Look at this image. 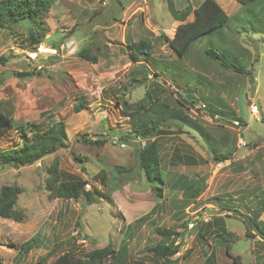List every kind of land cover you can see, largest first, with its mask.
I'll use <instances>...</instances> for the list:
<instances>
[{
  "label": "rangeland",
  "instance_id": "1",
  "mask_svg": "<svg viewBox=\"0 0 264 264\" xmlns=\"http://www.w3.org/2000/svg\"><path fill=\"white\" fill-rule=\"evenodd\" d=\"M201 1L172 0L173 9H192ZM226 1L216 0L224 7ZM168 2L55 0L38 24L46 34L38 46L29 41L21 25L0 31V54L8 57L6 64L0 65V106L18 121L0 137V148L20 145L22 129L30 138L35 126L45 129L58 121L65 122L69 135L63 147L36 163L0 166V190L11 184L22 188L16 208L25 217L16 221L0 216V264H54L56 257L67 251L84 257L94 248L111 245L119 250L124 244L127 253L121 264H233L222 239L216 237L220 217L225 219L230 253L239 256L243 264H264V195L258 194L264 193L263 2L245 8L231 0L237 5L226 8L232 14L227 38H221L218 30L203 36L184 58L160 36L172 38L180 23ZM139 39L153 41L158 69L166 64L174 67L159 71L158 76L152 74L144 85L130 81L128 74L143 72L127 48ZM86 45L97 54L96 63L77 56ZM201 45L202 49L197 47ZM206 47L245 66L251 75L206 60ZM15 72L38 73L16 77ZM150 82L163 88L159 98L176 112L180 110L177 99L184 102L190 99L189 93L196 92L197 100L187 111L197 130L170 121V128L160 134L162 169L167 172L160 201L139 171V142L144 144V140L130 135L120 139L126 142L124 147L114 142L116 136L129 135L130 114L135 110L123 109L117 95L124 92L125 99L136 104ZM79 99L86 102V109L77 112L74 106ZM202 101L207 107L200 108ZM210 108L233 112L211 114ZM84 134L91 140L105 139V143H87ZM211 146L228 152L231 158L216 163ZM55 160L61 180H87L85 189L95 191L91 202L52 196L47 188L48 169ZM117 166L126 171L110 179L109 186L95 180L103 171L109 177L115 174ZM179 173L192 178L206 176L202 193L193 199L175 188ZM237 211L257 220L262 232L255 226L248 228ZM205 223L212 225L211 234L204 231ZM155 228L181 233L175 238L180 248L174 255L163 258L147 250L170 242ZM33 237L38 245L25 251L22 244Z\"/></svg>",
  "mask_w": 264,
  "mask_h": 264
},
{
  "label": "trees",
  "instance_id": "2",
  "mask_svg": "<svg viewBox=\"0 0 264 264\" xmlns=\"http://www.w3.org/2000/svg\"><path fill=\"white\" fill-rule=\"evenodd\" d=\"M55 0H0V31L5 28L13 27L14 25H21L25 27L27 38L29 41L38 46L43 42L45 33L38 27L39 23H42V19L49 13L51 6ZM241 6L247 7L251 4H256L261 0H236ZM169 6L172 12H177L176 19L180 20L181 23L175 30L172 38L161 34L166 44L178 54L179 57H185L188 51L191 50L193 43H195L200 37L209 34H214L218 29L225 28L229 25L231 16L216 2V0H203L199 2L194 8H186L185 10L173 9V2L169 0ZM194 13V19L187 21L191 13ZM53 48L57 49V45L53 44ZM128 52L130 53L131 60L139 62L142 65L143 72H131L130 81L135 84L144 85L151 81V75H161V72H168L170 68L166 64L163 69H158L156 64L159 62L153 56L154 43L151 39H139L133 43L127 44ZM203 60H209L211 63H217L221 67L231 69L232 71L240 75H251V71L245 66L238 64V62L228 59L222 52L216 51L211 47L204 49ZM77 56L96 63L98 61L97 54L93 53L91 46H84L78 52ZM8 57L4 54H0V65L6 64ZM162 63V62H161ZM38 72H15L16 77H31ZM199 76L196 78L198 79ZM190 83V82H189ZM155 84V85H154ZM197 90V86L194 87ZM163 88L156 83L148 85L146 88L145 96L136 102V104H130L124 97V92L118 94L117 103L123 108H134L135 110L130 114L131 129L129 135L121 134V140H125L128 137L133 136L134 138H140L144 140L139 142V171H142L147 181L149 182L154 196L157 201H160L163 197L165 183L167 179V172L162 169L163 158L160 149L161 133L170 128V121L180 123L182 126H188L192 129L197 130L199 128L195 121L188 117L187 111L194 107L197 102L195 93H189L190 99H177L180 105L176 108L169 102L161 100L159 95L163 92ZM193 92V91H192ZM219 103L223 104L222 101L218 100ZM0 106V137L7 131L17 126L18 121L13 117L9 116L2 110ZM75 111L79 112L82 109H86V102L83 99L77 100L74 106ZM175 111V112H173ZM233 111L221 110L217 113H228L232 114ZM211 114H214L210 111ZM32 135L27 137L25 129H22L24 138L20 145L11 149L0 148V166H14L20 167L43 159L44 157L55 153L60 147L65 145V141L68 139V132L66 124L63 121L52 123L45 129H40L35 126ZM161 134V135H160ZM205 134V133H204ZM87 143L93 145H103L105 139L97 138L91 140L86 138V134L82 135ZM211 150L214 151V160L216 163H222L231 158L228 152H218L213 146ZM217 151V152H216ZM81 160L80 157H75ZM180 159H182L180 157ZM192 160V158L188 157ZM125 168L117 166L114 169L115 174L112 172L110 177L107 171L100 172L95 176V180H99L106 186H109V180L116 179L120 174L125 172ZM50 174L47 188L51 191L52 196L61 199H73L79 200L81 198L88 199L91 202L94 192L90 189H85L87 180L84 179H71L61 180L58 168V161H54L52 166L48 169ZM206 176H200L192 178L184 174H178L177 179L173 182L175 188L180 189L182 192H186L191 198H196L202 193L205 187ZM22 188L16 184L4 185L0 190V216L3 218H9L16 221H22L24 213L16 208L18 196L21 194ZM86 199V200H87ZM239 213V211H237ZM245 220L248 228L255 226L259 228V222L252 216L239 213ZM225 219L220 217L217 222V228L220 232L216 237L222 239V243L225 245V253L231 258L233 264H243L240 261L239 256H233L230 253V244L227 242L225 235L228 233L224 225ZM211 224L205 223L203 227L204 231L211 234ZM156 233L169 239V243H161L158 246L147 248L156 256L168 258L174 255L180 246L175 243V238L181 233L170 228H155ZM203 235V233H201ZM264 235V232H262ZM22 248L25 251H29L34 246L38 245L37 238L33 237L22 244ZM123 248L115 250L111 245H106L101 248H94L87 252L84 257H78L71 252H64L57 256L54 264H121L124 260V256L127 253V245L124 244ZM110 259V260H109ZM38 264H42L39 261Z\"/></svg>",
  "mask_w": 264,
  "mask_h": 264
},
{
  "label": "crops",
  "instance_id": "3",
  "mask_svg": "<svg viewBox=\"0 0 264 264\" xmlns=\"http://www.w3.org/2000/svg\"><path fill=\"white\" fill-rule=\"evenodd\" d=\"M236 1V0H235ZM263 2V3H262ZM218 3V2H217ZM239 3V2H238ZM260 3H262L263 4V6H261L260 7V10H263V7H264V0H261L260 2H258V3H256V5L257 4H260ZM219 4V3H218ZM226 12H227V14L229 15V16H231V18H232V14L229 12V10L230 9H226L228 6H231V5H233V2H231V0H227L226 1V5L225 6H227V7H224L223 5H221V4H219ZM237 4H234L233 6H236ZM241 6V5H240ZM241 8V7H240ZM189 17H191V19H187V21H192L193 19H194V13L192 12L191 14H190V16ZM188 17V18H189ZM230 18V19H231ZM177 21H179L180 23H181V21L180 20H177ZM179 23V24H180ZM178 24V25H179ZM224 29H226V31L227 32H223L224 31ZM228 29L229 28H222V29H218V31H222V32H220V34H219V36L221 37V38H224V37H226L227 38V34L228 33H230V32H228ZM203 37V36H202ZM202 37H200L198 40H200ZM227 41L229 42V43H232L231 42V40H230V38L228 37V39H227ZM128 43V42H127ZM194 44V43H193ZM198 48H201L202 49V45L201 46H197ZM207 48V47H206ZM245 50V49H244ZM246 52V51H245ZM200 54L201 55H203V53H202V51L200 52ZM128 74L130 75L131 74V72H128ZM117 98H118V95H117ZM221 101V100H220ZM222 103H223V101H222ZM210 111L211 112H213V113H217V112H221V109H213V108H210ZM235 120V119H234ZM258 194H263L264 195V193L262 192V193H258ZM257 196H259V195H257Z\"/></svg>",
  "mask_w": 264,
  "mask_h": 264
},
{
  "label": "built area",
  "instance_id": "4",
  "mask_svg": "<svg viewBox=\"0 0 264 264\" xmlns=\"http://www.w3.org/2000/svg\"><path fill=\"white\" fill-rule=\"evenodd\" d=\"M199 106H200V108H205V107H207V104H206L204 101H202L201 104H200ZM233 123H234L235 125H237V126L240 125V123H239L237 120H233ZM114 142L117 143V144L119 143V145H120L121 147H124L125 144H126V142H122V141H120V139H119L118 136H116V137L114 138ZM143 142H144V141H143ZM86 186L89 187L88 184H86ZM80 241H81V242H84L85 239H82V240H80Z\"/></svg>",
  "mask_w": 264,
  "mask_h": 264
},
{
  "label": "water",
  "instance_id": "5",
  "mask_svg": "<svg viewBox=\"0 0 264 264\" xmlns=\"http://www.w3.org/2000/svg\"><path fill=\"white\" fill-rule=\"evenodd\" d=\"M252 95H253V93H252Z\"/></svg>",
  "mask_w": 264,
  "mask_h": 264
}]
</instances>
